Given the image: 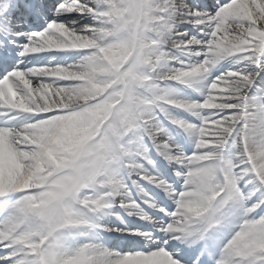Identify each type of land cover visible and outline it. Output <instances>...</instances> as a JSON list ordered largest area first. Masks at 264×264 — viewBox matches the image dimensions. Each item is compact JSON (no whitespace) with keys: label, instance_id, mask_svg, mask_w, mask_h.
I'll return each instance as SVG.
<instances>
[{"label":"snow or ice","instance_id":"1","mask_svg":"<svg viewBox=\"0 0 264 264\" xmlns=\"http://www.w3.org/2000/svg\"><path fill=\"white\" fill-rule=\"evenodd\" d=\"M0 264H264V0H0Z\"/></svg>","mask_w":264,"mask_h":264}]
</instances>
